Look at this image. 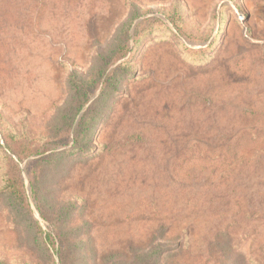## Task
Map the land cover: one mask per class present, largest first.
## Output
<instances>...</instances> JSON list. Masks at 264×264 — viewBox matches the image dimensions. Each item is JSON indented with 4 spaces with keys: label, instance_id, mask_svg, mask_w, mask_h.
Instances as JSON below:
<instances>
[{
    "label": "rangeland",
    "instance_id": "obj_1",
    "mask_svg": "<svg viewBox=\"0 0 264 264\" xmlns=\"http://www.w3.org/2000/svg\"><path fill=\"white\" fill-rule=\"evenodd\" d=\"M0 264H264V0H0Z\"/></svg>",
    "mask_w": 264,
    "mask_h": 264
},
{
    "label": "trees",
    "instance_id": "obj_2",
    "mask_svg": "<svg viewBox=\"0 0 264 264\" xmlns=\"http://www.w3.org/2000/svg\"><path fill=\"white\" fill-rule=\"evenodd\" d=\"M188 54H192V52L187 51L185 49V55L188 57ZM116 59V58H115ZM112 61H114V58L112 57ZM104 77V71L98 72V75L91 79L87 83H78L73 79H70L68 83V89L71 94H69V97L73 99L74 104L66 106L68 108L67 112L61 117L64 118V125L67 129H71L74 121H76V117L78 115L79 120L75 126V129L73 131V137H72V145L70 148H68L66 151H63L62 153L69 155V156H82L89 152V147H91L92 141H93V133L96 131V129L99 126L100 121L103 118V113L106 112V108H101L102 103L109 100L110 94L114 92L116 87L114 86V81L116 80L115 75L113 74V71L110 75L106 77V79L103 80ZM79 85L83 86L80 87ZM101 86L100 93L98 97L92 102V105L89 106L84 110L86 107L87 102L89 101V98L92 94L95 93V91L98 89V87ZM84 110V112H83ZM13 153V152H12ZM15 155V153H13ZM19 159H21V155H16ZM27 156V155H26ZM25 156V157H26ZM52 155H46L42 154L41 158V164H44L45 166L51 165V159ZM44 162V163H43ZM10 191L8 193V200L9 202H13L16 196L18 195V192L13 189V184H9ZM33 190V187H32ZM44 196L42 197L41 201L44 203ZM47 202V201H46ZM62 218L60 219V221ZM52 232H54V238L58 242L59 245V252L58 256L64 254V250L66 249V232L63 230V227L61 224H59L58 221H56V224H53L52 226ZM34 240L36 242V245H38L40 250L44 248L43 241L40 238H37L36 234H34ZM158 247V246H157ZM65 248V249H64ZM161 249V247H158V249H155L156 252H158ZM155 252H153L151 255L153 256ZM150 257V256H149ZM63 257H60V259Z\"/></svg>",
    "mask_w": 264,
    "mask_h": 264
}]
</instances>
